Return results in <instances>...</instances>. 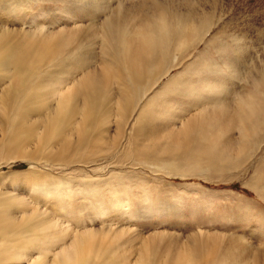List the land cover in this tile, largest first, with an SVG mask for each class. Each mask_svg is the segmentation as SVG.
Masks as SVG:
<instances>
[{
	"label": "bare ground",
	"instance_id": "6f19581e",
	"mask_svg": "<svg viewBox=\"0 0 264 264\" xmlns=\"http://www.w3.org/2000/svg\"><path fill=\"white\" fill-rule=\"evenodd\" d=\"M120 1L99 26L84 29L54 26L70 13L68 5L46 22L29 11L26 27L21 16L29 14L31 0H0V166L22 161L31 168L0 173L15 186L0 190V264H264V246L234 234L197 232L180 242V234L144 236L115 225L95 202L107 187L114 207L128 212L125 179L116 172L76 182L39 168L155 166L211 180L246 164L245 175L256 169L246 185L264 198V72L256 90L239 101L228 102L229 76L231 81H200L199 87L177 75L154 91L181 64L178 58L186 59L188 48L207 35L215 11L196 0H132L137 2L128 7ZM97 33L103 53L98 66L86 41ZM179 84L203 103L189 116L172 99ZM18 187L31 197L15 194ZM74 189L89 196V213L96 208L108 224L96 228L89 215L90 224L71 226ZM54 193L63 198L51 201Z\"/></svg>",
	"mask_w": 264,
	"mask_h": 264
},
{
	"label": "rangeland",
	"instance_id": "374dc122",
	"mask_svg": "<svg viewBox=\"0 0 264 264\" xmlns=\"http://www.w3.org/2000/svg\"><path fill=\"white\" fill-rule=\"evenodd\" d=\"M68 1V3L63 4L56 0H31L30 9L27 10L29 14L21 16V18H25L26 27H28V21L32 18L31 12L35 14L36 19L39 18L37 19L38 22H46L45 17L48 14L56 11L60 6L68 5L70 6L68 8L70 13H66L63 20L56 22L54 26L57 28L61 25L66 27L79 25L86 29L90 24L99 26L111 10L121 3L120 0H96L93 4L89 3L91 1ZM124 1L127 7L137 2ZM196 1H198L197 4L207 10L215 11L216 16L208 26L207 35L200 42L188 48L189 50L185 52L186 59L178 58V63L181 64L163 77L154 91L160 89L164 82L177 75L190 78L194 86H199L197 83L200 81L204 84L203 81L209 83L210 81H223L224 79L231 81L233 79V85H230L234 93L229 95L228 102L239 101L238 98L242 93L249 94L256 88L253 86L255 81H263L261 74L264 72V0ZM214 2L215 4L218 3L216 7H213ZM56 18H59V14L51 21L55 22ZM20 24L21 26L18 27L25 26L24 23ZM88 38L86 40L88 42L87 51L91 57L93 56L91 62L93 61L98 66L103 60L100 47L102 36L97 33L96 37ZM237 39L240 45L237 44ZM237 45L243 49L236 47ZM176 55L180 54L176 52ZM228 76L232 79L228 80ZM177 86L172 99L178 106L186 108V116L202 107V101L199 102L196 96L186 94L185 84ZM260 89L259 87L258 90ZM262 90L264 91V87ZM203 94L210 95L206 92ZM222 95L224 96V94ZM176 125L180 124L177 123ZM259 155L264 156V151ZM254 159L256 167L258 156H255ZM45 167L40 166L39 168L46 171L47 175L51 174L54 179L59 177L73 178L79 182L83 179L81 176L88 175L95 178L99 175H108L112 171L116 172V175L122 177L123 180L125 179L123 181L127 188L125 195H128L129 203L127 209L124 208L126 205L122 207L128 211L127 213L121 212V208L114 207L113 204L116 200H113L111 191L105 190L106 187L102 189L104 195L101 194L102 197L100 196L95 202L96 208L99 209H91V213H93L91 214L88 211L90 210L89 206H91L89 196L80 193L79 189H74L71 193L74 200L70 202V206L68 205L71 208L70 223L72 227H83L85 224H90L89 220L94 216L96 221L94 220L95 223L90 225L99 228L108 224L107 219L109 217L117 222L115 225L123 226L126 224L137 232L143 233L144 236L162 230L180 234V242H184L187 235L193 233L217 232L247 238L251 245L254 244L253 246H264V198L260 197L250 185H246L256 170L249 169L245 175V170L248 168L246 164L229 171L227 173L230 175L229 177L220 174L211 180L195 175H171L158 170L155 166H109L104 170H96L98 166L92 164L68 168L57 165ZM17 168L31 170L27 162L17 161L0 166V173H7ZM5 178L0 176V190H4L5 186H7L5 189H15V186H11L9 179L5 181ZM24 188L26 187H18L14 193L29 199L31 193L29 194L28 189ZM56 194H51L53 197L49 196L51 201L56 197H59L58 199L63 198L58 194L55 196ZM95 209L97 211L106 209L108 217H97L94 212ZM121 213H123V217ZM128 236L120 239V243L126 241ZM140 241L136 247L141 245Z\"/></svg>",
	"mask_w": 264,
	"mask_h": 264
}]
</instances>
